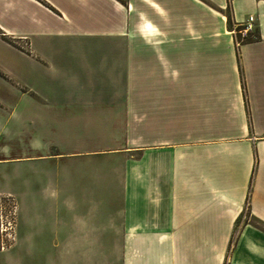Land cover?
I'll return each mask as SVG.
<instances>
[{
	"label": "crops",
	"instance_id": "1",
	"mask_svg": "<svg viewBox=\"0 0 264 264\" xmlns=\"http://www.w3.org/2000/svg\"><path fill=\"white\" fill-rule=\"evenodd\" d=\"M228 1L230 25L227 0H0L38 98L0 157L33 225L123 264H264V0Z\"/></svg>",
	"mask_w": 264,
	"mask_h": 264
},
{
	"label": "rangeland",
	"instance_id": "2",
	"mask_svg": "<svg viewBox=\"0 0 264 264\" xmlns=\"http://www.w3.org/2000/svg\"><path fill=\"white\" fill-rule=\"evenodd\" d=\"M229 7L227 0L226 15ZM3 35L4 40L0 38V157L20 154L25 139L24 106L38 99L35 81L22 73L25 65L20 52L26 54L27 44ZM26 168L19 160H0V189H11L16 195L0 193V264H123L121 241L56 240L51 217L43 208H40L43 224L33 225L30 198L19 193ZM80 195L79 199H83V193ZM42 205H48L46 199L39 201V206Z\"/></svg>",
	"mask_w": 264,
	"mask_h": 264
},
{
	"label": "built area",
	"instance_id": "3",
	"mask_svg": "<svg viewBox=\"0 0 264 264\" xmlns=\"http://www.w3.org/2000/svg\"><path fill=\"white\" fill-rule=\"evenodd\" d=\"M255 22L256 19L254 17V15H249L245 22H243L241 25L242 27L240 29H238L236 32V34H238V36L234 37L235 43L237 46H239L242 42L243 39L247 38L255 29Z\"/></svg>",
	"mask_w": 264,
	"mask_h": 264
},
{
	"label": "trees",
	"instance_id": "4",
	"mask_svg": "<svg viewBox=\"0 0 264 264\" xmlns=\"http://www.w3.org/2000/svg\"><path fill=\"white\" fill-rule=\"evenodd\" d=\"M227 22L228 24L230 25V15H228V18H227ZM242 27V25H239L236 30L240 29ZM5 36V35H3ZM236 37H237V34H236ZM256 35L254 33L250 34L247 38L243 39L241 43L245 42L246 40H249V39H253L255 38Z\"/></svg>",
	"mask_w": 264,
	"mask_h": 264
}]
</instances>
